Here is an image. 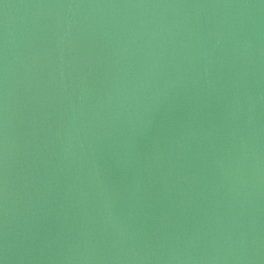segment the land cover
Listing matches in <instances>:
<instances>
[{
    "label": "water",
    "instance_id": "95a60500",
    "mask_svg": "<svg viewBox=\"0 0 264 264\" xmlns=\"http://www.w3.org/2000/svg\"><path fill=\"white\" fill-rule=\"evenodd\" d=\"M3 264H264V0H0Z\"/></svg>",
    "mask_w": 264,
    "mask_h": 264
},
{
    "label": "snow or ice",
    "instance_id": "6c2138e0",
    "mask_svg": "<svg viewBox=\"0 0 264 264\" xmlns=\"http://www.w3.org/2000/svg\"><path fill=\"white\" fill-rule=\"evenodd\" d=\"M0 264H3V261H0Z\"/></svg>",
    "mask_w": 264,
    "mask_h": 264
}]
</instances>
